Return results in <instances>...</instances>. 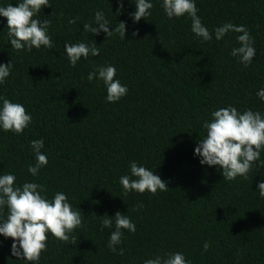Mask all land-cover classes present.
Segmentation results:
<instances>
[{
    "label": "trees",
    "instance_id": "obj_1",
    "mask_svg": "<svg viewBox=\"0 0 264 264\" xmlns=\"http://www.w3.org/2000/svg\"><path fill=\"white\" fill-rule=\"evenodd\" d=\"M7 3L15 6L16 0H0ZM117 6L118 0H48L37 15L51 21L53 46L31 52L11 47L6 18L0 16V62L14 61L0 95L32 114L22 132L0 130V172L14 173L17 183L43 184L49 198L64 191L82 210L75 242L49 233L35 264H143L175 251L190 264H264V198L257 188L264 165L247 179L226 180L194 155L212 110L231 104L238 111L264 112L256 95L264 87V0H196L210 32L226 22L246 26L256 48L247 66L230 55L240 33L229 31L217 40L213 32L211 40H203L191 31L190 16L168 18L161 0H153L151 15L138 23L129 16L134 3L125 0L115 16ZM98 9L113 27L126 22L125 38L83 28ZM79 41L95 42L100 53L72 66L64 44ZM106 63L116 66L128 86L116 102L105 99L102 82L87 79L94 64ZM38 138L44 139L48 163L33 176L30 141ZM131 160L158 173L168 188L125 193L119 177L130 174ZM116 211L127 214L136 231L123 229L113 252L107 245L114 225L101 230L100 216ZM0 215H7L6 206ZM11 243L0 235V264H25L11 254Z\"/></svg>",
    "mask_w": 264,
    "mask_h": 264
},
{
    "label": "clouds",
    "instance_id": "obj_2",
    "mask_svg": "<svg viewBox=\"0 0 264 264\" xmlns=\"http://www.w3.org/2000/svg\"><path fill=\"white\" fill-rule=\"evenodd\" d=\"M124 2L125 0H118L115 16L120 15ZM130 2L135 4V10L129 13L133 23L151 15L153 0ZM47 5L48 0H16L15 6L12 3L0 4V16L6 18L8 39L13 49L31 52L34 47L39 49L42 45L48 48L53 46L48 34L51 21L41 20L37 15ZM161 7L170 19L185 14L190 16L191 31L203 40H211L213 32L217 40L222 39L229 31L240 33L236 37L239 46L233 47L230 55L244 66L250 64L255 57L254 40L245 25L226 22L210 32L198 15L196 0H161ZM69 23H75V19H69ZM83 28L95 34L103 32L107 37L113 33H118L122 38L126 35V22L119 21L114 27L111 26L101 9L95 12L94 22L84 23ZM131 35L135 36L137 32H132ZM64 52L70 64L76 66L82 57L87 59L90 55H99L100 49L95 42H66ZM13 67L12 59L7 63L0 62V84L10 76ZM116 74L117 68L112 63L94 64L87 73V79L90 82H102L107 93L105 99L116 102L128 91L127 84L121 83ZM256 95L264 101V87L259 88ZM210 117L203 122L206 134L200 137L194 148V155L199 158L201 165L215 166L226 180H233L237 176L247 179L258 165H264V160L261 159V151L264 150V112L251 108L238 111L236 106L229 104L212 110ZM31 121L32 114L26 111L24 104L0 95V130L19 133ZM30 145L35 163L28 165V172L36 176L40 168L48 163L47 154L41 151L44 139H32ZM129 169L130 174L119 177V184L125 193H144L146 190L156 193L157 190L164 191L168 188L167 182L143 163L131 160ZM257 188L259 197L264 198V179L257 182ZM5 206L7 215H0V235L12 238L11 254L24 260L25 264L39 261L42 251L47 248L49 233L62 241L74 243L76 236L73 231L82 225V210L70 203L67 193L56 191L49 198L43 184L33 180L17 183L12 172H0V211ZM137 207H142V204ZM100 217L101 230L113 228L114 225L107 245L113 252L117 251L116 245L121 243L123 229L136 231V224L120 211H116L114 216L104 214ZM203 247L207 250L210 245L205 241ZM119 252L122 255L124 249L120 248ZM143 264H190V261L183 252L175 251L163 257L155 255L144 259Z\"/></svg>",
    "mask_w": 264,
    "mask_h": 264
}]
</instances>
